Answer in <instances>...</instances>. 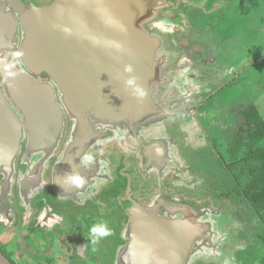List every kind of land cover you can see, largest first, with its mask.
I'll use <instances>...</instances> for the list:
<instances>
[{
  "label": "flooded vegetation",
  "instance_id": "1",
  "mask_svg": "<svg viewBox=\"0 0 264 264\" xmlns=\"http://www.w3.org/2000/svg\"><path fill=\"white\" fill-rule=\"evenodd\" d=\"M9 1L0 0V13L13 14L11 21H18V8L32 3L44 6L55 0H14L17 7H13ZM144 3L145 10L152 13L157 11L152 19V28L163 32L165 48L166 36L172 35L167 33V29L176 33L183 48L174 57L162 58L160 67H163L165 77L160 82V91L157 90V99L161 101V106L158 107L159 118L145 120L133 126L99 122L95 124V129H101L104 135L94 139L80 157V165L84 155L92 157V163L87 168L81 165L83 170L80 175L86 180L82 188L71 186L65 179L68 173L76 172L75 167L63 171L57 168L74 138L73 136L59 153L66 119L70 114L64 111L58 146L48 151L41 148L31 150L29 132L24 126L25 117L12 102V95L0 74V238L5 239L2 244L8 253L2 246L0 248L15 264H34L28 262L27 259L30 258L37 264H153L156 256L151 260L148 258V262L145 256L142 257L155 252V249L147 250L152 247L142 244L143 236L138 235V229L133 227V212L138 215L140 208H144L157 214L159 218H182L186 214L173 211V205L168 203L180 201L200 206L201 212L203 210L207 213L204 216L207 219L213 210L207 207L214 205L219 199V186L214 182L216 174H219V157L223 158L226 165L233 167L236 163H228L230 158L247 148L248 139L244 138L242 147L240 145L236 150L235 146L240 142L241 134L227 135L219 127L222 118L220 109L224 108L223 105L230 104L236 89L232 90V79L225 76L227 57L219 59L221 45L218 48L217 40L214 42L209 36L214 27L212 12L218 6H223L222 12L231 10L233 2L145 0ZM11 25L10 22H2L0 35ZM183 28L188 31L184 32ZM198 30L199 38L193 37L192 41L186 39L188 33H198ZM23 34L24 30L19 26L15 38H7V42L15 44V49L8 50L15 51L11 60H20L17 51ZM205 36L209 43L201 38ZM2 48L4 47L0 49ZM23 71H26L24 66ZM29 75L49 81L48 76L43 74ZM240 85L239 89L243 88ZM177 90H181L184 102L171 99V92L177 95ZM60 95L57 90L59 103ZM5 104L11 106L14 114L18 116L12 118L10 112L4 108ZM245 110L246 107L238 110V116ZM181 113L185 117L175 118ZM189 121L195 125L187 130L182 125ZM69 124L71 128V116ZM239 125L240 131H243L242 127H247L245 123ZM76 130L77 127L74 135ZM188 133L192 137L188 138ZM246 135L245 132L243 136ZM224 146L226 150H223ZM192 153L200 159H211L215 165L212 166L206 161L203 171V162L195 158L194 163ZM5 166L9 168L6 170ZM242 174V177L248 178L245 168ZM244 197L246 198L245 195ZM246 200L257 214L252 202L248 198ZM257 215L260 216L259 213ZM100 221H107L112 235L93 246L87 235L90 227ZM261 221L264 224L262 218ZM203 223L208 224L207 221ZM205 226L206 236L204 234L203 238L208 239L209 224ZM210 231L212 234L216 233L214 228ZM134 233L140 238L137 242L134 241ZM260 237L262 239L264 235ZM262 241L264 243V239ZM219 247L217 243H213L212 248L215 251ZM197 249L202 251L201 247ZM219 251L215 253L219 255L217 259L221 255L223 257L221 249ZM231 253L232 250L226 254ZM234 253L231 262L228 256L223 257V262L217 260L216 263L205 264H235L232 262L236 256Z\"/></svg>",
  "mask_w": 264,
  "mask_h": 264
},
{
  "label": "water",
  "instance_id": "2",
  "mask_svg": "<svg viewBox=\"0 0 264 264\" xmlns=\"http://www.w3.org/2000/svg\"><path fill=\"white\" fill-rule=\"evenodd\" d=\"M9 2L17 7L14 0ZM144 2L55 0L44 6L32 3L18 8V21H11L13 14L0 13V24L12 23L0 35V48L4 47L0 49V74L12 102L25 117L30 149L48 151L58 146L64 111L77 121L74 138L57 165L59 171L75 167L81 173L79 161L84 150L104 135L101 129H95L96 123L133 126L159 118L161 101L157 90L165 77L160 67L165 45L163 37L146 29V22L157 11L145 10ZM19 26L24 30L17 51L20 60H11L15 51L8 50L15 49V44L7 41L15 38ZM167 33L175 35L169 29ZM174 35H167V45L172 48ZM5 65H9L7 70ZM127 65L133 67L132 73L125 72ZM28 72L46 75L49 81L33 78ZM131 77L146 90L145 98L138 99L125 83ZM57 90L61 93L60 103ZM4 108L12 118L18 116L11 106L5 104ZM171 209L186 216L163 219L144 208H140L141 213L136 211L138 215L133 212V227L143 236L142 244L152 247L147 250L155 249L151 254H142L147 262L156 256L153 264H187L196 241L205 234L208 224L203 223L207 214L203 210L193 213L188 207L175 205ZM138 235L134 233L136 242L140 240ZM0 264H15L1 248Z\"/></svg>",
  "mask_w": 264,
  "mask_h": 264
},
{
  "label": "rangeland",
  "instance_id": "3",
  "mask_svg": "<svg viewBox=\"0 0 264 264\" xmlns=\"http://www.w3.org/2000/svg\"><path fill=\"white\" fill-rule=\"evenodd\" d=\"M231 2L234 4L231 10L229 9L226 12H222L223 6H218L215 8L216 12H212L213 16L211 15V17L214 18V27L212 29L213 34L211 33L209 36L212 40H217V42L216 40L214 42H216L218 48L219 44L221 45L220 47L222 53L219 55V59H224V57L228 58V56L230 58V56L237 53L236 50L240 47L238 46L239 41L241 42L243 40L245 43H251L254 46V42H258L261 39V31H259V28L264 27V14L261 13V8L264 12V0L263 4H261V0H231ZM248 19H250V22ZM250 30L251 32L253 30H257V34L252 35L249 32ZM183 31L187 32L188 30L183 28ZM246 33H248L247 40H245ZM198 36H200L199 30L198 33L197 31H191L186 37L191 39ZM201 38L206 39L205 42L209 43L206 36ZM258 73L259 70L256 68H249V70L240 75V78L235 79L234 84L231 82V86L233 88L232 90L236 89V95L234 99L230 101L229 105H223L224 108L220 109V117L222 118L219 121V127L221 132L227 133V135L231 136H233L234 133H240L241 135L245 134V132L239 130V124L242 125L244 120L241 114L238 116V110H243L245 107L247 108L251 104V99H254L251 98V95L247 92L255 93L256 100L254 102L257 104L264 118V99L262 98L260 91L264 85V78L259 83H255L254 79ZM240 84L243 85V88L241 89H239L241 86ZM241 90L242 93L239 94V91ZM68 116L70 117L71 115ZM69 117L66 119L65 133L63 139L61 140V146L58 150L59 153L61 149L63 151L64 146L70 139L73 138L77 127V121L75 117L72 116V125L71 128L69 127ZM179 117L185 116L181 113L175 118ZM193 125L195 124L192 121H189L184 123L182 127L187 128V130L189 128L190 130V127ZM187 137H192V134L188 133ZM229 143H231V141ZM259 144L264 146V139L261 140ZM202 150H204V147H202ZM223 150H226V146L223 147ZM192 154L193 155L191 156H193L194 163L195 158L197 161L203 162L201 169L204 171L206 167L204 162L206 164L207 160L203 157L200 159L198 155H195L194 153ZM198 158L200 160H198ZM219 160V174L217 173L216 175L218 177L216 176L214 179V182H216L219 186V199L214 203V205L207 207L208 209L213 210L212 215L206 217V221L209 224L208 239H212V242L214 244L217 243L220 247L216 251L213 248L214 250L211 252V246L207 243L208 239L203 237L199 238L195 243L196 245L189 256L187 264L216 263L218 261L223 262L225 261L223 257L226 258L228 256L229 261L231 262L234 252L236 256L232 259V262L235 264H264V247H262L264 246V243L260 237V235H264V224L262 223L260 216L257 215L258 213L256 214V211L242 193V190L245 187V182H247L250 178L248 175L247 177L249 178L247 179L242 177L243 174L241 169L245 168L246 165L244 162H240L236 163L233 167H229L225 164L222 157H219ZM209 161H207L208 164H212V166L215 165L211 159H209ZM243 178H245V180H243ZM211 221L213 222V226H211ZM212 228L216 230L217 234L211 233L210 230ZM3 242H5V239L2 240L0 238V246L3 247L5 252H7L8 250L2 244ZM198 247H201L202 251L201 249L198 250ZM220 249L223 253V257L221 255L220 258L217 259L219 255L215 253H217ZM231 250L233 253L226 254ZM12 258L13 260H16L15 257ZM27 260L28 262H34V264H37L34 259L30 258Z\"/></svg>",
  "mask_w": 264,
  "mask_h": 264
},
{
  "label": "trees",
  "instance_id": "4",
  "mask_svg": "<svg viewBox=\"0 0 264 264\" xmlns=\"http://www.w3.org/2000/svg\"><path fill=\"white\" fill-rule=\"evenodd\" d=\"M242 115L247 126L242 127V130L247 135L245 137L241 135V140L235 148L238 150L244 138L248 139L247 148L239 155L230 158L231 161L228 163H245V170L250 178L248 177V181L245 182L242 193L252 202L264 221V146L259 144L264 139V120L255 103H251Z\"/></svg>",
  "mask_w": 264,
  "mask_h": 264
},
{
  "label": "crops",
  "instance_id": "5",
  "mask_svg": "<svg viewBox=\"0 0 264 264\" xmlns=\"http://www.w3.org/2000/svg\"><path fill=\"white\" fill-rule=\"evenodd\" d=\"M261 4H263V0H261ZM261 13L264 14V12L262 11V8H261ZM248 20L250 22V19ZM259 31H261L260 33L261 39L258 42L255 41L254 46L251 43H248V44L245 43L243 40L241 42L239 41L238 46L240 47L236 50L237 53H235L233 56H230V58L228 56L226 60L227 69L226 71H224L226 73L225 76L228 77L229 79H232L230 81L233 84H234L235 79L240 78V75L242 73H245L247 70H249V68L250 69L256 68L257 70H259L258 75L254 79L255 83H259L264 78V27L263 28L260 27ZM249 32L252 35L257 34L256 33L257 30H253L252 32L250 30ZM247 34L248 33L245 34V40H247ZM260 91H261L262 98L264 99V85L262 86ZM247 93L251 95V98H254V99H251L252 100L251 103H255L254 102L256 100L255 93H250V92H247ZM255 105L257 106L256 103ZM260 115L262 116L261 112H260Z\"/></svg>",
  "mask_w": 264,
  "mask_h": 264
},
{
  "label": "clouds",
  "instance_id": "6",
  "mask_svg": "<svg viewBox=\"0 0 264 264\" xmlns=\"http://www.w3.org/2000/svg\"><path fill=\"white\" fill-rule=\"evenodd\" d=\"M8 67L9 65H5V70H7ZM133 71L134 69L131 65L125 66V72L132 73ZM9 75H12V73H9ZM125 83L133 90V94L138 99L146 97V90L137 83V79L135 77L128 78ZM91 163L92 157L90 155H84L81 158V165L83 167L87 168ZM65 179L75 188H82L86 183L85 178L76 172L68 173ZM110 235H112V229L108 227L107 221H100L90 227L87 237L90 239V243L93 246H96L101 240L109 237ZM93 250H95V248Z\"/></svg>",
  "mask_w": 264,
  "mask_h": 264
},
{
  "label": "bare ground",
  "instance_id": "7",
  "mask_svg": "<svg viewBox=\"0 0 264 264\" xmlns=\"http://www.w3.org/2000/svg\"><path fill=\"white\" fill-rule=\"evenodd\" d=\"M153 22V20L152 21H148V22H146L147 24H145V26H146V29L150 32V33H152V34H155V35H157L159 38H161V37H164V34H163V32H160V31H158L157 29H153L152 27L154 26V23H152ZM152 23V24H151ZM183 34V33H182ZM181 34V35H182ZM172 35H174V34H172ZM184 36V35H183ZM167 37V36H166ZM186 39H188V38H186ZM194 40V39H193ZM202 40V39H201ZM190 41H192V39L190 40ZM173 42L175 43V47L174 48H172L171 46H168L167 45V48H164L163 49V52H162V58H171V57H174L176 54H178L179 52H180V49H182L183 48V46L180 44V40H179V38H178V36H176V33H175V35L173 36ZM206 43V42H205ZM199 44V43H198ZM197 45V44H196ZM206 45V44H205ZM200 47V46H199ZM210 48V47H209ZM208 48V49H209ZM173 49V50H172ZM206 51V50H205ZM211 51H213V50H211ZM210 51V52H211ZM172 54H174L173 56H172ZM204 58V57H203ZM202 58V59H203ZM209 58V57H208ZM205 59V58H204ZM171 91H173L174 92V90L172 89ZM175 93H177V95H175V94H173L172 92H171V99H176L178 102H184V100H183V98H182V93H181V90H177V92H175ZM186 101V100H185ZM9 167L8 166H5V169L7 170ZM168 203L169 204H172V205H175V206H178V207H181V208H190L191 209V212H193V213H199L200 211H201V208H200V206H198V205H192V204H190V203H185V202H180V201H171V203L168 201ZM211 226H213V222L211 221ZM213 229V228H212ZM207 243L211 246L210 248L211 249H213L212 248V246H213V242H212V239H209V240H207Z\"/></svg>",
  "mask_w": 264,
  "mask_h": 264
}]
</instances>
